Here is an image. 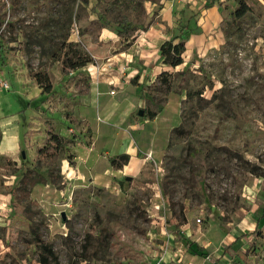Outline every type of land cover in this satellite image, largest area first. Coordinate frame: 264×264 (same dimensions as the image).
I'll list each match as a JSON object with an SVG mask.
<instances>
[{
    "label": "rangeland",
    "instance_id": "374dc122",
    "mask_svg": "<svg viewBox=\"0 0 264 264\" xmlns=\"http://www.w3.org/2000/svg\"><path fill=\"white\" fill-rule=\"evenodd\" d=\"M244 1L239 19V0H148L145 26L124 39L98 0H0V96L12 103L0 105V264H168L171 233L223 249L234 233L244 244L226 248L229 264H264V0ZM116 4L136 21L131 0ZM181 33L184 63L171 68L159 49ZM51 127L76 141L59 157L61 182L21 200L13 162L22 149L34 166ZM19 128L20 146L2 153ZM128 151L145 161L136 177L141 160L113 166ZM155 187L163 217L174 206L188 227L154 223Z\"/></svg>",
    "mask_w": 264,
    "mask_h": 264
},
{
    "label": "trees",
    "instance_id": "16d2710c",
    "mask_svg": "<svg viewBox=\"0 0 264 264\" xmlns=\"http://www.w3.org/2000/svg\"><path fill=\"white\" fill-rule=\"evenodd\" d=\"M84 4L88 5L90 0H82ZM120 0H109L107 4L104 3L103 0H98L97 7L101 8L103 13H107L110 11L112 14L117 15L116 22L120 26V31L118 35L121 38L128 39L134 35L135 32H138L145 26V22L148 19V13L146 9V2L148 0H131L134 3L135 8L137 9L136 21H133L132 18H128L125 14H123L117 7V2ZM239 8L236 10V18H243L249 11H251V7L244 1L239 0ZM215 6V1L213 3L207 5V8H211ZM2 16L0 15V20ZM179 34L174 39L165 41L160 49H159V57L163 61V64L176 68L184 63V53L186 52V43L181 41L182 38ZM81 58V57H80ZM92 62L91 58H87L85 60L79 59V61L73 64V68H81L85 67ZM167 74V73H163ZM35 80L42 88V92L45 94H49L53 90V85L50 80V77L46 73H38L35 75ZM30 104V102H27ZM74 144V140L69 139L65 136L60 135L56 131L51 130L48 131L47 138L44 141L43 147L37 150V157L35 160L34 166H27L26 163H22L19 167L13 162L14 170H22V180L21 184L11 191V194L18 196L21 200H29L31 189L36 187L37 185H47L49 180L54 183V185H59L61 182L60 168H59V157L67 150L70 145ZM21 156L23 159L26 158V154L24 151L21 152ZM72 155L69 156L70 160L72 159ZM130 161L129 154H121L117 159L113 161V166L117 169H122L124 166L128 165ZM11 162V161H10ZM41 168H46L48 170L49 179L40 173L38 170ZM172 205V204H171ZM173 216L172 222L175 224L182 225L187 223L186 218L183 215H179L175 210L174 206H172ZM181 218V219H180ZM36 232L40 237V228L36 226ZM42 242V241H40Z\"/></svg>",
    "mask_w": 264,
    "mask_h": 264
},
{
    "label": "crops",
    "instance_id": "0c3cea01",
    "mask_svg": "<svg viewBox=\"0 0 264 264\" xmlns=\"http://www.w3.org/2000/svg\"><path fill=\"white\" fill-rule=\"evenodd\" d=\"M223 1L224 0H221V2H223ZM207 9H209V11H211L212 14H216L219 12L218 4L216 1H215V6H213L211 8H207ZM7 98L8 97L0 96V101H1L0 105L1 106L6 105V107H9V106L11 107L12 103H11L10 99L9 98L7 99ZM7 115H10L9 110H8V113L5 114L0 109V120L1 121H3V118L6 117ZM15 117L18 118L17 115ZM18 133H20V136L17 138L15 129L5 131V136H4V139L2 141V145H1L2 153H5V152L6 153L7 152L12 153L13 151H15L17 149L16 147L20 146L21 139H22V132H21L20 128L18 130ZM65 137H67V136H65ZM46 138H47V136H46ZM67 138H69V137H67ZM69 139H72V138H69ZM72 140H74V144L70 145V147L74 146L76 144L75 139H72ZM22 151L23 150L21 149L20 156H21ZM122 154H129L130 155V161H129L128 165L124 166L122 169H117V168L116 169L117 170L125 169V171L128 172L127 168L130 165L131 161H133L134 159L141 160L142 165H141V168L138 172H136L134 174L128 172L132 176H135V177L138 176L143 169L145 161L143 159H141L136 153H132L131 151H128V152H125ZM21 158H22V156H21ZM26 159H27V156L25 159H23L24 163H25ZM35 160H36V158H35ZM44 169H46V168H44ZM163 198H164V196H163L162 192L158 189V187H155V195L151 201V207H150L151 209H150L149 213H150V217L153 220H155L154 223L159 224V221H161L162 227L168 228V222L170 225H177V224H175V222H172V217H168V219H166L167 218L166 216L163 217V215L161 214V212L163 211V208L161 210L154 209V205L156 203H161ZM184 225L186 227H188L187 223H185ZM251 225L253 226V224H251ZM171 234L172 235H170V236L175 241H171L170 243H168L169 252L167 254H169L174 261H171V263L168 262V264H229V261H228L229 257H228V253L226 252V248L231 247V249L234 250V251H232V253L235 254V251L237 249H239L244 244L243 237L242 238H240V237L236 238L235 234L232 233L233 239L230 241L225 239L226 248H224V249L222 246H218L219 244H213V247H212L210 243H206V241L200 236H198V238L195 240V243L193 244V246L190 247V246L186 245V242L179 241V234L178 233H175V234L171 233ZM210 248H212V250H211L212 253H210ZM202 255H204V256H202ZM167 258H169V257H167ZM165 260L168 261V259H165ZM162 264H165V261L164 262L162 261Z\"/></svg>",
    "mask_w": 264,
    "mask_h": 264
},
{
    "label": "built area",
    "instance_id": "2783aa9c",
    "mask_svg": "<svg viewBox=\"0 0 264 264\" xmlns=\"http://www.w3.org/2000/svg\"><path fill=\"white\" fill-rule=\"evenodd\" d=\"M6 88H8V85H6ZM112 94H115V91H112ZM163 208L166 209V200L163 198L161 203H156L154 205V209L156 210H161ZM198 222H201V220L199 219ZM155 264H162V259H159L155 262Z\"/></svg>",
    "mask_w": 264,
    "mask_h": 264
},
{
    "label": "water",
    "instance_id": "95a60500",
    "mask_svg": "<svg viewBox=\"0 0 264 264\" xmlns=\"http://www.w3.org/2000/svg\"><path fill=\"white\" fill-rule=\"evenodd\" d=\"M142 114H143V112L141 111V112H140V115H142Z\"/></svg>",
    "mask_w": 264,
    "mask_h": 264
}]
</instances>
